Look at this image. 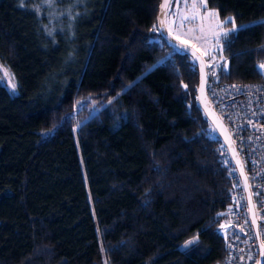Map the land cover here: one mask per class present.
Instances as JSON below:
<instances>
[{"label":"trees","instance_id":"trees-1","mask_svg":"<svg viewBox=\"0 0 264 264\" xmlns=\"http://www.w3.org/2000/svg\"><path fill=\"white\" fill-rule=\"evenodd\" d=\"M159 3L0 0V264L223 256L221 136L200 107L193 57L158 31ZM204 3L228 28L217 60L197 49L205 66L259 78L264 24L252 22L264 21V0Z\"/></svg>","mask_w":264,"mask_h":264},{"label":"built area","instance_id":"built-area-1","mask_svg":"<svg viewBox=\"0 0 264 264\" xmlns=\"http://www.w3.org/2000/svg\"><path fill=\"white\" fill-rule=\"evenodd\" d=\"M214 73V65L206 67V96L225 125L246 172L255 223L241 173L221 138L216 154L229 184L228 204L217 215L224 254L209 264H256L260 253L264 264V71L257 79H218ZM194 237L196 233L181 245Z\"/></svg>","mask_w":264,"mask_h":264},{"label":"rangeland","instance_id":"rangeland-1","mask_svg":"<svg viewBox=\"0 0 264 264\" xmlns=\"http://www.w3.org/2000/svg\"><path fill=\"white\" fill-rule=\"evenodd\" d=\"M166 25L172 35L191 43L206 55V62L217 60L218 37L228 28L222 25L216 10L205 6L204 0H171L166 14ZM4 79L10 85L12 76Z\"/></svg>","mask_w":264,"mask_h":264},{"label":"water","instance_id":"water-1","mask_svg":"<svg viewBox=\"0 0 264 264\" xmlns=\"http://www.w3.org/2000/svg\"><path fill=\"white\" fill-rule=\"evenodd\" d=\"M169 0H160L158 11L156 14V24L158 31L163 35V37L168 40L170 43L174 44L175 46L187 51L194 59L196 66H197V85H196V91H197V98L200 104V107L202 108L205 115L208 117L210 122L213 124V126L216 128L217 132L220 134L221 138L225 141V143L228 145L229 150L231 152V155L237 164L239 171L241 173V177L243 180V184L245 186L248 205L251 213V217L253 222L255 223V212H254V206L252 202V197L250 194V187L247 179L246 172L244 170V167L241 163V160L239 158L238 152L235 148V145L225 127L221 119L218 117L216 112L214 111L213 107L209 103L206 91H205V81H206V66L204 59L200 52L191 44L188 42H184L182 40H179L174 35L170 33V31L167 28L166 25V10ZM161 5H166L163 9L161 8ZM162 21V22H161ZM262 256L261 253L259 254V258L256 264H261Z\"/></svg>","mask_w":264,"mask_h":264},{"label":"snow or ice","instance_id":"snow-or-ice-1","mask_svg":"<svg viewBox=\"0 0 264 264\" xmlns=\"http://www.w3.org/2000/svg\"><path fill=\"white\" fill-rule=\"evenodd\" d=\"M43 2H44V3H47V4H49V5H51L52 3L55 2V0H43ZM22 3H23V0H22ZM165 6H166V5H161V8L163 9ZM161 22H162V21H161ZM226 22L234 23V20H233L232 17H227V18H226ZM252 23H253V25H258V24H264V21H254V22H252ZM237 27H243V26H234V28H233L232 30H230V31H235ZM227 34H228V33H225L224 35L226 36ZM260 47H261V49H264V45H261ZM158 63H159V62H158ZM154 67H155V66H154ZM2 68H3V66L0 65V69H2ZM257 69H258V71H264V63L259 64V65L257 66ZM151 70H152V69H149V71H151ZM4 73H5V75H9V76H11V74H10L7 70H4ZM13 87H15L14 84H13ZM196 239H197V238L194 237L193 239H191V240H189V241H186L185 243H186V244H192V243H195Z\"/></svg>","mask_w":264,"mask_h":264}]
</instances>
